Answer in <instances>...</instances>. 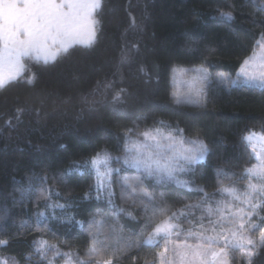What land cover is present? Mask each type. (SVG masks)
<instances>
[{
	"label": "trees",
	"instance_id": "1",
	"mask_svg": "<svg viewBox=\"0 0 264 264\" xmlns=\"http://www.w3.org/2000/svg\"><path fill=\"white\" fill-rule=\"evenodd\" d=\"M93 18L99 24L91 46L74 45L47 64L25 58L23 74L0 88V241H7L0 245V264L7 259L48 264L55 251L49 249L42 258L33 244L40 239L57 245L61 254L78 253L87 260L88 224L94 217L122 226L123 235L133 241L141 232H150L151 226H145L151 211L146 215L144 204L132 203L141 197L131 194L122 182L125 176L139 177L143 188L155 196V201L143 197L149 210L170 206L175 211L196 203L203 197L198 187L211 193L220 186L218 181L241 189L248 182L242 173L255 158L241 137L253 130L264 133V85L237 78L264 36V0H101ZM193 65L207 67L212 80L199 103H177L172 70ZM220 72L226 75L218 79ZM224 78L237 82L226 83ZM155 129L183 139L187 147H194V140L207 145L202 160L183 161L189 170L175 175L188 186L155 169L148 176L144 168L115 159L134 155L127 145L144 142L141 133ZM105 151L112 157L108 167L113 171L96 199L98 177L90 160ZM25 189L30 195L22 198ZM221 198L216 193L215 199ZM254 202L264 205V198ZM48 203L64 205L55 209L57 219L51 218ZM119 207L136 220L124 213L113 219ZM258 211L264 217V207ZM38 212L45 217L38 218ZM201 215L200 209H193L191 216L176 223L185 231H196L200 223L208 226L207 217L198 219ZM253 221L264 224L255 215ZM249 234L258 239L260 231ZM106 238L112 248L95 261L115 250L109 233L99 239ZM164 247L142 244L114 264H160L158 254ZM228 258L230 264H247L239 251L228 250ZM54 260L62 264L65 257L56 255ZM73 261L79 264L76 256ZM253 264H264V248Z\"/></svg>",
	"mask_w": 264,
	"mask_h": 264
},
{
	"label": "snow or ice",
	"instance_id": "2",
	"mask_svg": "<svg viewBox=\"0 0 264 264\" xmlns=\"http://www.w3.org/2000/svg\"><path fill=\"white\" fill-rule=\"evenodd\" d=\"M100 6L101 0H0V88L17 80L23 74L25 58L37 61L42 59L47 64L55 62L61 53L67 54L69 48L74 45L91 46L96 38V25L99 24V21L93 18V13ZM222 15L227 16L229 20L234 19L231 13ZM260 43L264 46V36ZM248 64L249 60L245 59L241 65L240 74L248 81L258 80L264 84V71L258 73L248 71L246 68ZM204 78H207L206 74ZM224 79L226 83L235 84L237 82ZM173 95L177 97L176 102L180 103L179 95L177 93H173ZM115 98H119V93ZM141 135L145 137L143 143L132 141L127 145L129 153L135 150L134 155L117 156L115 159L122 160L124 165L144 168L148 176L153 175V165H155L157 174L164 172L169 178L177 179V183L188 186L187 181L180 180L175 176L177 171L189 170L179 161L183 159L186 164H195L204 158V154L208 150L207 145L203 141L194 140L192 143L195 146L187 147L184 145L183 139L173 137L171 133L165 134L160 129L144 131ZM241 140L251 148V156L255 157L257 161L252 167H246L243 170L242 175L247 174L248 180L243 191H240L235 185L227 187L218 181L220 186L211 193L203 187H198V190L203 193V197L196 203L186 204L175 211H171L170 206H153L149 210L143 197L155 201V196L143 188V182L139 177L130 180L125 176L122 177V182L128 185L131 194L141 197L139 201L132 200V203L134 205L144 204L146 215L151 211L149 223L145 226L146 228L151 226L150 232H141L140 237L133 241L131 237L123 235L122 226L117 228L115 223H107V218L96 219L94 217L88 224L91 244L87 248V260L81 259L78 253L61 254L57 245L49 244L44 239L33 242L35 250L40 252L41 257L44 258V253L52 249L57 256L63 255L66 258L65 264H74L73 256H76L79 264H114L117 258L127 256L132 249H138L142 244L155 247L163 243L165 244L164 252L158 254L160 264H230L228 250L239 251L240 255L246 259L247 264H253V258L259 254L261 248H264V224L258 225L253 221L254 215L264 221V217H261L258 211L264 205L254 202L264 198V134H245ZM163 141H168V143L164 144ZM150 142H155L154 146L157 149L163 150L167 147L173 150V155L168 157L167 163L161 164L158 158L153 159L151 150L153 144ZM257 144L260 146L259 151H257ZM111 159L112 157L106 151L103 152V155L97 153L91 157L90 163L96 169L98 177L96 199H100L99 193L104 187L99 177L105 174L110 176L113 171L108 167V162ZM88 163L85 161L84 166L87 167ZM101 164L105 166L106 173L100 171ZM115 171L119 172L120 170L115 169ZM220 172H223V169L218 170V174ZM107 187L109 188L107 195L111 203L113 193L110 191V180ZM46 191L51 192L52 190L46 189ZM216 193H219L222 198L216 200ZM21 195L22 198L30 195V191L25 189ZM225 195L231 199L226 201L223 199ZM85 198H88V194H85ZM213 201L215 207H213ZM57 207L63 208L64 205L47 204V208L51 209L52 219H57L55 215ZM193 209L201 210L202 215L198 219L203 221L207 217L208 226L205 227L203 223H200L196 226V231L191 228L185 231L176 221L182 217L191 216ZM120 213L136 220V217L123 207L118 208V211L113 214V219ZM37 216L38 218L45 217V213L38 212ZM157 216L160 217L159 222H154ZM213 217L215 219H212ZM67 219L70 222L73 218ZM39 222L38 219L37 223ZM188 222L193 223L191 220ZM76 223L83 227L82 222L76 221ZM226 224L227 227H225ZM254 229L260 231L258 239H253L249 234ZM106 232L111 235L112 242L116 246L115 250L103 261H95L94 257H98L102 252H108L112 248V244L107 242V238L99 239ZM181 236L183 239H180ZM157 237L160 239L157 240ZM172 237L177 239L173 240ZM6 243L7 241H0V245ZM169 243L172 255L167 256V260H165ZM218 245H222V247H217ZM3 264H7V262L4 261Z\"/></svg>",
	"mask_w": 264,
	"mask_h": 264
},
{
	"label": "rangeland",
	"instance_id": "3",
	"mask_svg": "<svg viewBox=\"0 0 264 264\" xmlns=\"http://www.w3.org/2000/svg\"><path fill=\"white\" fill-rule=\"evenodd\" d=\"M262 40V39H261ZM261 40L259 41V46L255 49L254 53L248 57L247 59L249 60V64L246 66L248 71H252V72H261L264 71V46H262V44L260 43ZM205 70V71H198V70ZM205 74L207 75V78L205 79ZM226 74L220 72L216 74V77L219 79L223 76H225ZM238 80L244 82V83H257V84H262L260 81L258 80H254V81H248L242 74H240V71L238 73ZM237 79L235 81H237ZM212 80V74L210 73V71L208 70L207 67L203 66V65H193V66H176L173 68L172 73H171V81L174 85V90L173 93H177L179 95V99L181 101H185V102H190V103H199L201 101L203 92L207 86V84ZM175 98L177 99V97L175 96ZM249 133H255L257 135L260 134H264L260 131H250ZM143 143V142H141ZM155 142H151V144H153L152 147V152H153V159H159L161 164H165L168 162V157L173 155V150L171 148H167L165 147L163 150L161 149H157L154 146ZM165 144V142H163ZM259 144H257V151H259ZM157 153H159V156H157ZM255 158V157H254ZM184 160L180 159L179 163L184 165ZM257 161L255 159L254 164H256ZM254 164L250 165V167H252ZM153 169H155V165H153ZM96 171V169H95ZM100 171L102 173H106V169L105 166L103 164L100 165ZM179 171H177L175 173V175H179L180 173H178ZM164 173V172H163ZM166 174V173H164ZM167 175V174H166ZM101 184H105L108 179L109 176L107 174H105L104 176L99 177ZM254 183H256L257 181H253ZM247 183L243 184L244 187ZM103 188V187H102ZM101 188V190H102ZM238 189L240 191H243L244 188L241 189V186H238ZM225 200L227 201L228 198H225ZM196 210H194L195 212ZM183 238V236H181ZM180 237V238H181ZM159 237H157L158 239ZM173 240L176 239V237H172ZM190 242H194V241H190ZM168 247V253L165 257V260H167V256H171L172 255V251H171V244L169 243L167 245ZM217 247H222V245H218ZM165 248V247H164ZM50 256V258L47 259V263L49 264V262H51V264H56L54 257ZM66 259V258H65ZM7 264H18L15 260L13 259H7L6 260ZM65 264V261L62 263ZM74 264H76L74 262Z\"/></svg>",
	"mask_w": 264,
	"mask_h": 264
},
{
	"label": "crops",
	"instance_id": "4",
	"mask_svg": "<svg viewBox=\"0 0 264 264\" xmlns=\"http://www.w3.org/2000/svg\"><path fill=\"white\" fill-rule=\"evenodd\" d=\"M95 11V10H94Z\"/></svg>",
	"mask_w": 264,
	"mask_h": 264
}]
</instances>
